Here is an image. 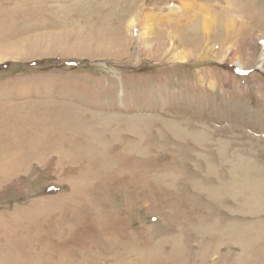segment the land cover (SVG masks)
Segmentation results:
<instances>
[{"label": "rangeland", "instance_id": "1", "mask_svg": "<svg viewBox=\"0 0 264 264\" xmlns=\"http://www.w3.org/2000/svg\"><path fill=\"white\" fill-rule=\"evenodd\" d=\"M261 2L0 0V264H264Z\"/></svg>", "mask_w": 264, "mask_h": 264}, {"label": "bare ground", "instance_id": "2", "mask_svg": "<svg viewBox=\"0 0 264 264\" xmlns=\"http://www.w3.org/2000/svg\"><path fill=\"white\" fill-rule=\"evenodd\" d=\"M229 1V0H228ZM262 1V2H261ZM254 0H231V4L234 6V7H240L242 8L243 12L244 13H241L245 18H248V19H251L253 16H256L258 11H255V9L258 7L256 5V3H259L261 2V4L264 2V0H256L254 3ZM107 3V2H106ZM104 0H103V5H104ZM109 4V3H108ZM230 4V5H231ZM260 4V3H259ZM264 4V3H263ZM176 5V8H177V3H175ZM142 6V5H141ZM198 6H201V4H198ZM113 7V6H112ZM143 7V6H142ZM193 7V6H192ZM205 7V6H204ZM206 7L210 10V8L206 5ZM228 7V6H227ZM160 8V7H159ZM184 8V7H183ZM214 8V7H213ZM239 8V9H240ZM163 9V8H162ZM237 9V8H236ZM160 10V9H159ZM202 10V9H201ZM207 10V12L209 11ZM238 10V9H237ZM138 11V10H137ZM161 11V10H160ZM174 11V10H173ZM211 11V10H210ZM209 11V16L205 17L201 23L202 24H207L210 26H206L204 25L206 28V30L208 29V31L211 29V28H215L216 25L219 23V20L220 19H215L214 18V15ZM236 12V11H235ZM239 11H237L238 13ZM262 13V12H261ZM193 14V13H192ZM203 14V13H202ZM239 14V13H238ZM136 15V14H135ZM140 15V14H139ZM224 15V14H223ZM261 15V14H260ZM263 15V13H262ZM203 16V15H201ZM206 16V14L204 15ZM143 17H145V15H143ZM182 17V16H181ZM225 17V16H224ZM239 17H240V14H239ZM262 17V16H261ZM260 17V18H261ZM180 18V17H179ZM220 18V17H219ZM169 19V18H168ZM215 19V20H214ZM206 20V21H205ZM138 21V18H131L129 19L128 21V26L132 29L134 25H136ZM167 21V20H166ZM187 21V20H186ZM161 22V21H160ZM163 22V21H162ZM156 23V22H155ZM228 23V22H227ZM185 24V23H184ZM155 25V24H154ZM179 25V24H178ZM213 25V26H212ZM252 25V24H251ZM182 26V25H180ZM205 27H203L205 29ZM231 27V26H230ZM202 28V29H203ZM229 28V27H228ZM147 29V28H146ZM203 29V30H204ZM141 32H143V30H141ZM204 32V31H203ZM225 32V31H224ZM228 32V30H227ZM231 32V31H230ZM235 32V31H234ZM232 33V32H231ZM238 33V32H237ZM142 35V33H140ZM195 34V33H194ZM234 34V33H233ZM232 34V35H233ZM140 35V36H141ZM196 35V34H195ZM226 35V34H225ZM238 35V34H237ZM142 37V36H141ZM196 37V36H195ZM231 38V37H230ZM225 40V39H224ZM214 47V46H213ZM229 47V46H228ZM231 49V47L227 48L225 51H222V52H219V51H213L211 50L212 52L208 51V53L206 55H208L209 57L211 58H217V57H220L221 59H223L222 57H224L226 54H228L227 52ZM232 50V49H231ZM177 56V55H176ZM185 57L184 55H179V58H180V61L183 62V60H185ZM176 59V58H174ZM219 60V59H218ZM178 61V59H177ZM179 61V62H180ZM181 62V63H182ZM103 118V117H102ZM112 118V117H111ZM108 120V119H106ZM129 122V121H128ZM130 127L132 128L133 125L131 124ZM175 130H177L176 127H174ZM141 143V142H140ZM246 166V165H245ZM250 166H248L246 168V170H240L239 172V178H238V182L241 184V183H244V185H240L238 188H243L242 190H247L248 192L245 194L246 197H252L253 200H257V204H259V206L261 207H264V170L261 169L259 166H254V172H248L247 170H249ZM242 178L244 180H242ZM236 181V182H237ZM240 190V191H242Z\"/></svg>", "mask_w": 264, "mask_h": 264}]
</instances>
